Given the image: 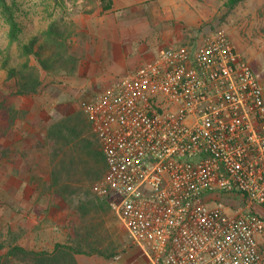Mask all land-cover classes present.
<instances>
[{
	"label": "built area",
	"instance_id": "1",
	"mask_svg": "<svg viewBox=\"0 0 264 264\" xmlns=\"http://www.w3.org/2000/svg\"><path fill=\"white\" fill-rule=\"evenodd\" d=\"M81 106L107 161L94 191L152 264H264V86L228 32Z\"/></svg>",
	"mask_w": 264,
	"mask_h": 264
},
{
	"label": "rangeland",
	"instance_id": "2",
	"mask_svg": "<svg viewBox=\"0 0 264 264\" xmlns=\"http://www.w3.org/2000/svg\"><path fill=\"white\" fill-rule=\"evenodd\" d=\"M206 1L209 12L207 16L203 15L204 22L199 37L202 38L219 29L228 32L251 61L264 86V16L258 20V26L253 30L247 26V22L237 19L232 7L223 0ZM7 2L12 6L21 29L19 40L11 42L10 23L0 9V82L4 83L10 67L22 69L29 62L30 65L37 66L43 81V90L34 96L17 97L18 106L28 110V118L19 119L17 130L9 133L8 138L4 139L5 145L14 143L12 144L14 152L33 148V152L29 154L31 156L29 165L34 167L33 170L27 174L20 172L16 164L18 159H14L10 154L5 155V151L0 152V242H6V248H3L5 250L0 252L9 249L7 241L33 249H50L55 240L75 242L79 239L84 249L94 252L78 255H99L107 259L114 258L113 261L119 257L120 261L116 264L128 263L130 261L128 258L132 255L129 250L135 246L134 242L119 215L111 206H107L105 199L99 197L93 188L105 173L95 180L86 178L83 184L71 181L76 185L67 189L63 197L56 193L54 188H50L53 174L58 167L57 160L65 151L68 153L67 159L72 158V154L77 152L83 155V159L92 161L75 145V142L78 144L82 142L81 139H84L82 137L96 140L91 129L87 130L90 124L81 106L82 100L90 97L92 93L81 91L82 93H75L73 97L66 94L65 90L68 91V88L72 87L67 82L68 74H65L70 68L48 71L40 66L35 57H27L23 52V45L29 43L33 36L46 30L51 23L65 24L67 34L70 36L73 33L71 16L76 10L75 6L87 3L94 5L96 0H7ZM165 42L166 39L162 36L147 41L146 45L150 47L149 55L156 57L162 48L160 46L166 45ZM6 61L7 67L4 66ZM61 64L62 62L59 65ZM99 87L96 85V90L100 89ZM9 91L5 88V93ZM10 100L13 102L15 98ZM72 116H75L77 126L84 128L86 132L78 130V137H75L74 143L70 142L67 147L63 141L54 145L47 142L48 127L65 117ZM38 119L41 121L37 125L32 124L31 121ZM36 145L39 146L36 148ZM58 147H63L59 155L56 154ZM97 148L101 150L100 145ZM26 159L23 158V161ZM93 165L99 169V164ZM78 175H83L81 169ZM7 264L31 263L13 258Z\"/></svg>",
	"mask_w": 264,
	"mask_h": 264
},
{
	"label": "crops",
	"instance_id": "3",
	"mask_svg": "<svg viewBox=\"0 0 264 264\" xmlns=\"http://www.w3.org/2000/svg\"><path fill=\"white\" fill-rule=\"evenodd\" d=\"M223 2L227 4V0ZM75 7L71 16L73 33L68 37V43L78 64L74 71L65 73L72 86L65 91L72 97L81 91L95 95L106 90L121 77L154 59L146 45L152 38L162 36L166 39V45L160 48L200 40L203 15L207 16L209 12L206 0H114L113 9L105 13H102L100 0L94 5L87 3ZM232 11L237 19L244 20L254 30L264 16V0H242L232 7ZM96 85L100 89L96 90ZM58 241L55 240L50 249ZM134 245L129 250L132 253L128 258L130 261L125 264H152L143 248L135 242ZM76 257L80 264H116L120 261L119 257L113 261L114 258L99 255Z\"/></svg>",
	"mask_w": 264,
	"mask_h": 264
},
{
	"label": "trees",
	"instance_id": "4",
	"mask_svg": "<svg viewBox=\"0 0 264 264\" xmlns=\"http://www.w3.org/2000/svg\"><path fill=\"white\" fill-rule=\"evenodd\" d=\"M240 1L242 0H227V4L233 7ZM100 5L102 7V13L108 12L114 7V0H100ZM0 9L10 23L11 42L19 40L21 26L15 17L12 6L7 0H0ZM67 31L68 29L65 24L51 23L46 30L33 36L29 43L23 45L24 55L27 57H35L40 66L48 71H57L59 68H70V70L74 71L77 67L78 59L70 53V44L68 43L69 35ZM61 62L62 64L59 65ZM4 66H8V61L4 63ZM42 82L37 66L30 65L29 62L22 69L10 67L4 83L0 82V152L5 151V155L10 154L14 156V159H18L16 162L18 170L24 174H27L34 168L29 165L31 164V156L29 154L33 152V148H26L19 152H14L12 146L14 143L11 142L9 145H5L4 139L8 138L9 133L12 134V132L17 130L16 126L19 119L28 118V110L18 106L16 101L17 97L40 94L43 90ZM5 88H8L10 91L5 93ZM10 98H15V101L12 102ZM85 116L87 117L86 114ZM39 121L41 119L31 122L37 125ZM87 121L90 124L87 130H90L91 123L88 117ZM80 129L86 132L84 128L77 126L75 116L70 118L65 117L48 127L46 135L48 138L47 142L53 143L54 145L63 141L67 147L70 142L74 143V139L78 137L77 132ZM82 138L84 139H81L82 142L80 144L75 142L76 148L83 154L88 155L92 161L83 159V155L77 152L72 154V158L67 159V151L57 160L56 164L58 167L53 174V181L50 188H54L56 193L62 197L70 187L74 188L76 184H83L86 178L91 180L98 179L102 177L107 169L105 154L97 148L100 145L98 138L96 137V140H89L87 137ZM38 146L36 145V148ZM62 149L63 147H58L56 154H61ZM23 158L26 160L23 161ZM19 164H22V166ZM93 164L97 166L99 164V169L93 167ZM80 169L83 175H78ZM71 181L77 183L74 184ZM104 202L109 205L106 200ZM78 240L76 239L75 242L58 241L54 244L53 249H33L16 242L12 243L7 241L9 249L6 252H0V264H7L13 258L20 261H27L31 264H80L76 257L78 254H92L94 251L84 249L82 242ZM5 244L6 242H0V250H5L3 249L6 248ZM88 246L90 247L89 244Z\"/></svg>",
	"mask_w": 264,
	"mask_h": 264
}]
</instances>
